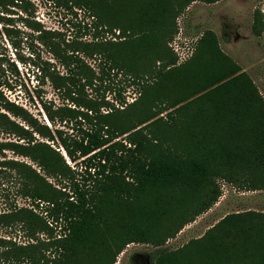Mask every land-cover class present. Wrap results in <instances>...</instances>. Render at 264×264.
<instances>
[{"label":"trees","instance_id":"obj_1","mask_svg":"<svg viewBox=\"0 0 264 264\" xmlns=\"http://www.w3.org/2000/svg\"><path fill=\"white\" fill-rule=\"evenodd\" d=\"M62 1H87L95 27L119 25L123 39L77 47L41 35L64 70L36 63L59 100L35 93L46 122L11 99L6 91L13 86L0 79V133L10 137L0 142V154L27 159L4 156L0 180L13 179L16 195L29 202L0 215V226L26 236L23 242L0 237V264H114L132 242L153 245L149 264H264V213L253 211L226 214L176 250L162 246L216 201V179L264 189V99L249 75L219 50L210 30L190 62L166 69L174 64L163 42L174 10L218 0ZM17 5L32 13L29 0H0V36L13 47L5 21ZM94 56L108 71L128 75L140 88L138 99L87 97L101 81L85 60ZM162 99V108L149 107ZM27 101L34 105L31 96ZM76 117L82 126L69 134L62 127ZM121 135L127 144L115 140ZM65 158L79 160L83 171Z\"/></svg>","mask_w":264,"mask_h":264},{"label":"rangeland","instance_id":"obj_2","mask_svg":"<svg viewBox=\"0 0 264 264\" xmlns=\"http://www.w3.org/2000/svg\"><path fill=\"white\" fill-rule=\"evenodd\" d=\"M29 1L32 4V13L26 15L17 5L11 8V13L6 14L9 18L5 22L12 30L11 36L15 47L1 32L0 79L5 78L13 86L10 91H6L11 99L26 104L34 116L46 122L36 102L35 93L38 91L43 98L53 99L55 103L59 100L57 92L50 83L41 81L37 68L36 63L44 60L56 63L41 35L46 34L60 43H74L73 45L77 47L81 46V42L93 39L99 42L107 40L118 42L123 38L120 37L119 25L111 30L103 24L95 27V20L87 9V1L79 2V5L62 0ZM174 13L171 20V34L163 39L174 56V64H170L166 69L175 66L184 67L190 62L196 54L197 40L205 30H210L217 39L219 50L249 75L264 99V0H218L214 3L194 1L180 12L174 10ZM85 60L101 78L98 82L99 91L95 87L88 88L85 92L87 97L94 98L100 93L114 102L120 97H124L126 103L138 99L140 88L131 83L128 75L108 71L102 65L100 56L86 57ZM158 63L155 62V65L152 63V68L157 69ZM56 65L59 71H64L57 63ZM153 74L155 73L151 75ZM149 77L150 74H147V78ZM148 80L151 81L150 78ZM154 90L155 88L151 87L149 94ZM28 96L34 99L32 101L34 105L27 101ZM68 102L67 104L71 105V102ZM162 103H165V100H156L149 107L160 109ZM124 105L119 108H123ZM166 112H162L160 116L164 118ZM79 126H82V120L76 117V120L70 118L62 128L69 134H76ZM124 136H118L115 140L127 144ZM9 138L0 133V142ZM4 156L6 159H24L9 150H5L4 155L0 154V160L4 159ZM65 159L69 166L76 163L77 170L83 171V167L81 169L83 163L79 160ZM215 184L219 191L216 201L177 233L168 237L162 244L163 247L168 250L181 248L192 239L201 237L226 214L246 211L264 213V189H241L221 178L216 179ZM16 187L17 183L13 179L0 180V215L10 211L14 206H29L27 199L16 195ZM6 236L17 242L26 241L25 234L18 227L6 229L0 226V237ZM153 250L154 247L150 243H129L118 253L114 264H149L147 254ZM92 264L96 262L93 261Z\"/></svg>","mask_w":264,"mask_h":264},{"label":"crops","instance_id":"obj_3","mask_svg":"<svg viewBox=\"0 0 264 264\" xmlns=\"http://www.w3.org/2000/svg\"><path fill=\"white\" fill-rule=\"evenodd\" d=\"M192 5V4H191Z\"/></svg>","mask_w":264,"mask_h":264}]
</instances>
